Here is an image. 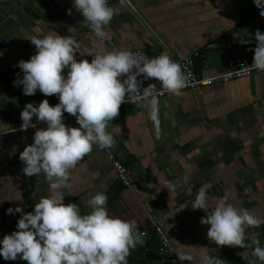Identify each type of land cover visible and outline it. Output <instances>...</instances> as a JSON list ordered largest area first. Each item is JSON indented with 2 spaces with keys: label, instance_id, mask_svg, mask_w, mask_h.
Wrapping results in <instances>:
<instances>
[{
  "label": "crops",
  "instance_id": "obj_1",
  "mask_svg": "<svg viewBox=\"0 0 264 264\" xmlns=\"http://www.w3.org/2000/svg\"><path fill=\"white\" fill-rule=\"evenodd\" d=\"M108 4L114 13L106 26L111 39L101 45L73 0H0V239L17 229L21 218V213L6 214L7 209L34 212L35 203L51 194L46 177L26 176L19 158L34 143L36 129L47 127L37 126L34 117L36 128L21 131L25 106L58 100V95L45 96L39 90L27 96L22 85L14 86L23 78L16 65L37 52L30 41L33 36L71 35L81 45L77 61L89 62L93 56L88 53L101 46L168 53L175 59L206 49L209 65L205 69L197 59L196 71L217 75L227 70L232 58L247 50L254 53L255 32L264 33V16L254 0H108ZM242 38L250 42L241 43ZM128 107L121 120L116 117L108 123L107 131L116 141L111 152L127 169L133 187L126 188L115 179L108 154L93 146L71 171L64 203H76L86 214L90 211L87 200L103 192L111 216L135 221L138 229L156 222L177 253L193 256L186 264H201L207 255L220 257L225 264H261L251 255L254 246L216 245L207 236L210 225L202 224L201 218L227 194L228 203L264 220V72L217 84L202 96L185 91L181 96L159 98V138L148 111L138 105ZM125 120L129 123L124 124ZM64 122L75 127L71 121ZM185 176L190 177L187 184ZM169 181L175 184L174 191L166 188ZM201 187L206 188L207 211L193 210L189 203ZM158 198L164 202L153 209L151 203ZM253 234L264 246V223L245 229V244H251ZM146 254L141 257L131 250L128 264H172L159 247L158 252Z\"/></svg>",
  "mask_w": 264,
  "mask_h": 264
},
{
  "label": "clouds",
  "instance_id": "obj_2",
  "mask_svg": "<svg viewBox=\"0 0 264 264\" xmlns=\"http://www.w3.org/2000/svg\"><path fill=\"white\" fill-rule=\"evenodd\" d=\"M254 2L264 16V0ZM73 4L101 45L111 39L106 26L114 13L108 0H73ZM255 40L253 65L244 66L239 72H226L225 78L246 73L249 68L264 71V33L257 30ZM30 41L37 52L30 60H21L16 65L22 70L23 78L14 81V86L22 85L27 96L35 95L37 90L45 96L58 95L59 103L52 106L45 99L38 106L34 102L25 106L21 112V131L36 128L34 117L47 127L36 129L34 143L19 158L25 165L26 176L43 174L46 177L51 194L35 203L34 212L24 214L19 207L7 209L6 214L21 213V218L18 230L0 239V256L5 261L19 258L28 264H128L131 250L144 244L146 233L139 231L135 221L111 216L105 193L96 192L87 200L90 211L81 214L78 204L64 203V190L70 187L71 171L92 152L93 146L101 150L115 146L114 136L107 131L108 123L119 116L121 105L129 99L148 111L159 138V97L183 95L182 90L192 83L191 73L167 53L150 58L141 52L108 50L101 46L88 53L93 56L91 62L77 61L76 50L81 45L71 35L65 37L51 32L43 38L33 36ZM249 42L241 39V43ZM140 76L155 84L142 87ZM121 77L126 78L121 80ZM64 113L76 117L79 127L67 126ZM189 179L185 176L184 182L187 184ZM175 187L169 181L166 188L171 192ZM228 200L225 194L207 217L201 218L202 224L210 225L208 238L221 247L254 246L251 255L264 264V246L258 235L253 234L251 244H245V229L259 227L264 220L247 208L238 209ZM189 203L193 210L207 211L206 188L201 187ZM177 257L180 264L194 259L188 253H177ZM201 264L225 262L220 257L207 255Z\"/></svg>",
  "mask_w": 264,
  "mask_h": 264
},
{
  "label": "built area",
  "instance_id": "obj_3",
  "mask_svg": "<svg viewBox=\"0 0 264 264\" xmlns=\"http://www.w3.org/2000/svg\"><path fill=\"white\" fill-rule=\"evenodd\" d=\"M205 51H206V49H204L202 51H196V52H193L192 54L187 55V56L180 58V59H175V58H173L172 55L169 54L175 62L182 65V67L185 69L186 72L191 73L192 83L190 84L189 87L183 89L182 90L183 92L191 91V92L195 93L197 96H202L204 91L207 88L213 87L217 84H228V83L233 82V81L248 78V77L252 76L253 74H258V73L264 72V71L257 70L255 68H249V70L246 73L239 74V75L233 74L231 77L225 78L224 74L226 72H234V73L239 72L244 66L251 67L253 65L254 53H252V51H250V50H247V51H245V53L242 56L237 57V58H232L230 61H228L227 70L225 72L217 74V75L199 74L196 71V60L197 59L202 60L203 65L205 66V69H207V67L209 65V63L206 59ZM132 52H141L142 54H144L150 58H154V57H157L161 54H164V53L149 54L142 49H138V50H135ZM125 78L126 77H121V80H123ZM138 79L143 81L142 87H148L150 84H155L154 81L145 80L143 78V76L138 77ZM155 86L159 88V85H155ZM172 96H174V95L165 94L164 96H161L159 98H168V97H172ZM58 103H59V99L53 100L50 103V105L55 106ZM128 106H137V104L134 102H131V100L129 99V102H125L124 104H122L121 108L122 107H128ZM64 121H71L75 127H79V125L76 121V117L72 116L71 114L64 113ZM43 125H46V124L45 123H39V122L37 124V126H43ZM102 151L104 153L108 154L109 160L112 162L113 168L115 170V179L117 181H120L126 188H132L133 185L130 182L129 173H128L127 169L119 161H117L115 159V157L113 156V154L111 152V149H105ZM14 231H17V229H15ZM139 231L142 233H146V235L143 237L144 240L150 239L151 235L153 233L156 236L158 243H159V253L163 256L175 258L176 264H180V261L178 260V257H177V250L174 247V245L172 244L171 239L169 238V236L163 231V229L156 222L151 221L150 225H148L147 228L139 229ZM183 264H186V263L183 262Z\"/></svg>",
  "mask_w": 264,
  "mask_h": 264
},
{
  "label": "trees",
  "instance_id": "obj_4",
  "mask_svg": "<svg viewBox=\"0 0 264 264\" xmlns=\"http://www.w3.org/2000/svg\"><path fill=\"white\" fill-rule=\"evenodd\" d=\"M127 109H129V107H124V108L120 109V114L117 117L118 120H121L124 117V115H126ZM11 165H12V163H9V164H7V166H5V168H7V167H9ZM1 170H3V168L0 169V171ZM157 241L158 240H157L156 236L152 233L151 238L148 239V240H144V244L138 245L135 248V250L137 251L138 255L141 256V257L144 254H146V253H147L146 255H149L148 253H151L152 251L158 252V247L159 246H158V242ZM147 250H148V252H147ZM167 258H170V257H167ZM170 259L172 260V264H176V261H175L174 258H170Z\"/></svg>",
  "mask_w": 264,
  "mask_h": 264
},
{
  "label": "flooded vegetation",
  "instance_id": "obj_5",
  "mask_svg": "<svg viewBox=\"0 0 264 264\" xmlns=\"http://www.w3.org/2000/svg\"><path fill=\"white\" fill-rule=\"evenodd\" d=\"M1 260H3L4 263ZM5 262H7V263H5ZM0 264H28V262L24 261L22 259H19V258L15 261H5L4 258L2 256H0Z\"/></svg>",
  "mask_w": 264,
  "mask_h": 264
},
{
  "label": "water",
  "instance_id": "obj_6",
  "mask_svg": "<svg viewBox=\"0 0 264 264\" xmlns=\"http://www.w3.org/2000/svg\"><path fill=\"white\" fill-rule=\"evenodd\" d=\"M163 202H164L163 198H158V199H156L155 201H153V202L151 203V207H152L153 209H156V208H158L161 204H163Z\"/></svg>",
  "mask_w": 264,
  "mask_h": 264
},
{
  "label": "rangeland",
  "instance_id": "obj_7",
  "mask_svg": "<svg viewBox=\"0 0 264 264\" xmlns=\"http://www.w3.org/2000/svg\"><path fill=\"white\" fill-rule=\"evenodd\" d=\"M125 2V1H124ZM241 3V2H240ZM133 14H136L135 12L133 13ZM129 123V121H124V124H128ZM6 226H8V224H6ZM1 261H3V260H1ZM3 263H4V261H3ZM5 263H7V262H5Z\"/></svg>",
  "mask_w": 264,
  "mask_h": 264
}]
</instances>
